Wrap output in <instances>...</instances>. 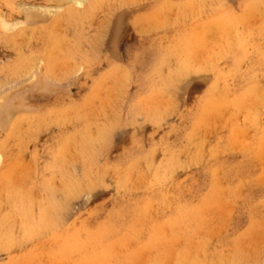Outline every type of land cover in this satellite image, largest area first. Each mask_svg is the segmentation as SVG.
I'll use <instances>...</instances> for the list:
<instances>
[{
    "label": "rangeland",
    "instance_id": "obj_1",
    "mask_svg": "<svg viewBox=\"0 0 264 264\" xmlns=\"http://www.w3.org/2000/svg\"><path fill=\"white\" fill-rule=\"evenodd\" d=\"M68 1L0 0V264H264V0Z\"/></svg>",
    "mask_w": 264,
    "mask_h": 264
},
{
    "label": "bare ground",
    "instance_id": "obj_2",
    "mask_svg": "<svg viewBox=\"0 0 264 264\" xmlns=\"http://www.w3.org/2000/svg\"><path fill=\"white\" fill-rule=\"evenodd\" d=\"M57 1H60V0H57ZM70 1H71V2L74 1V3H76L77 6H81V5H82V7H83V4H85V3L89 4V0H69L67 3H70ZM146 1H147V0H146ZM139 2H140V1H139ZM72 3H73V2H72ZM42 4H43V3H42ZM22 5L24 6V4H22ZM22 5H21L20 9L22 8ZM25 5L28 6V8L25 6V10H26V8L29 9V8L32 7V6L30 7L29 4H28V5L25 4ZM43 5H44V4H43ZM43 5H42V7H41V5H39V4L36 5V6H37L36 9H38V10H36V9H34V7H32L33 9H31V10H33V11H31V10L29 9V10H28L29 12H28L27 10L24 11V9H23V11H21V12H22V13H23V12H24V13L28 12V13H26V15H29L30 12H34V14H35V12L37 13V11H38V12H41V13H39L40 15H39V14H38V15L31 14L30 16H32V17H33V16H35V17H36V16H37V17L39 16V17H40V16H42V13H43L42 11H43L46 7L50 9V7H48V6H43ZM65 5H66V4H65ZM65 5H64V7H65ZM181 5H182V4H181ZM256 5H257V4H256ZM56 6H57V5H55V6H53V7L51 6V8H54V7H56ZM58 6H59V5H58ZM68 6H69V5H68ZM171 6H172V5H171ZM64 7H62V9H63ZM60 8H61V7H60ZM68 8L73 9V16H76V15L78 16V15L82 12V11H79L77 8H75V4H73L72 6H70V7H68ZM39 9H40V11H39ZM41 9H42V11H41ZM49 9H47V11L44 10V12L46 11V13L43 14V15H46L47 13L49 14V11H51V9H50V10H49ZM54 9H57V8H54ZM66 9H67V8H66ZM59 10H60V9H59ZM115 10H116V9H115ZM176 10H177V9H176ZM52 11H54V10H52ZM65 11H66V10H65ZM54 12H57V10L54 11ZM59 12H60V11H59ZM24 13H23V15H24V17H25L26 15H25ZM50 13H51V12H50ZM57 13H58V12H57ZM57 13H55V14H57ZM64 13H65V12H64ZM69 13H70V12H69ZM83 13H84V12H83ZM62 14H63V13H62ZM62 14H61V15H62ZM53 15H54V14H53ZM178 16H179V15H178ZM3 17H4V15H3ZM26 17H28V16H26ZM26 17H25V18H26ZM32 17H30V18H32ZM42 17H43V16H42ZM49 17L51 18V16H49ZM78 17H79V16H78ZM78 17H77V18H78ZM184 17H185V16H184ZM0 19L3 20V23H4L3 26H4V27L7 26V25H8V26L10 25L11 27L9 26V28H12V25L14 24V22H13V24H12V23L9 24V22L6 21L5 19H3L2 17H1ZM26 19H27V18H26ZM26 19L24 20V22L26 21ZM27 20L30 21L29 18H28ZM38 20H39V19H38ZM17 21H18V20H17ZM28 21H26V23H27ZM15 22H16V20H15ZM24 22H23V23H24ZM187 22H188V21H187ZM28 23H29V22H28ZM35 23H36V22H35ZM179 24H180V23H179ZM14 26H15V25H14ZM16 26H18V24H17ZM1 27H2V26H1ZM6 28H7V27H6ZM6 28H5V29H6ZM9 28L6 29V32H7V30H8V32H9V30H10ZM200 28H201V27H200ZM5 29L3 28V30H5ZM252 34H253V32H252ZM57 48H58V47H57ZM30 55H31V53H30ZM30 61H31V60H30ZM199 61H200V60H199ZM31 63H32V62H31ZM33 63H34V65H35V62H33ZM9 67H10V66H9ZM32 67H33V66H32ZM65 69H66V68H65ZM4 70H5V69H4ZM9 70H10V69H9ZM70 70H71V69H70ZM75 71H76V70H75ZM9 72H11V71H9ZM25 72H26V70H25ZM26 73H27V72H26ZM16 74H17V73H16ZM38 74H39V73H38ZM38 74H37L36 76H38ZM39 75H40V74H39ZM17 77H18V76H17ZM33 77H34V76H33ZM38 77H39V76H38ZM58 77H59V76H58ZM18 78H19V77H18ZM22 79H23V78H22ZM44 79H45V77H44ZM65 79H66V78H65ZM32 80H33V79H32ZM74 80H75V79H74ZM16 81H17V80H16ZM38 81H39V80H38ZM57 81H58V80H57ZM22 82H23V81H22ZM53 82H54V81H53ZM58 82H59V81H58ZM3 83H4V82H3ZM17 83H18V82H17ZM39 83H40V82H39ZM44 83H45V82H44ZM36 84H37V83H36ZM50 84H51V83H50ZM3 85H4V84H3ZM52 85H53V84H52ZM0 86H1V85H0ZM4 86H5V85H4ZM6 86H7V85H6ZM1 87H2V86H1ZM1 87H0V89L2 90ZM11 87H12V85H11ZM35 87H36V86H35ZM56 87H57V86H56ZM9 88H10V87H9ZM33 89H34V88H33ZM9 90H10V89H9ZM6 91H7V90H6ZM39 91H40V90H39ZM4 92H5V91H4ZM69 93H70V92H69ZM255 93H256V92H255ZM2 94H3V93H2ZM17 95H18V94H17ZM18 96H19V95H18ZM92 96H93V95H92ZM15 97H16V96H15ZM16 98H17V97H16ZM20 99H21V98H20ZM9 100H10V99H9ZM9 100H8V101H9ZM17 100H18V99H17ZM0 101H1V100H0ZM8 101H6V102L8 103ZM20 102H21V101H20ZM4 104H5V103H4ZM21 104H22V103H21ZM6 106H8V104H7V105L5 104L4 106H1V105H0V107H1L0 110L2 109V107H3V110L6 109ZM4 107H5V108H4ZM223 107H224V106H223ZM26 108H27V107H26ZM204 108H205V107H204ZM30 109H31V108H30ZM3 110H2V111H3ZM4 111H5V110H4ZM4 111H3V112H4ZM9 113H10V112H9ZM103 113H104V112H103ZM4 114H6V113H3V115H4ZM0 115H1V114H0ZM97 115H98V114H97ZM99 116H100V115H99ZM0 117H1V116H0ZM39 117H40V116H39ZM3 118H4V117H3ZM5 118H6V116H5ZM34 118H35V117H34ZM99 118H100V117H99ZM0 120H1V122L3 121V119H0ZM4 120H5V119H4ZM247 121H248V120H247ZM1 122H0V123H1ZM13 122H14V121H13ZM2 124H3V122H2ZM27 124H28V123H27ZM22 127H23V126H22ZM29 127H30V126H29ZM227 128H228V127H227ZM236 128H237V127H236ZM23 129H24V128H23ZM196 129H197V128H196ZM199 131H200V130H199ZM203 131H204V130H203ZM26 133H27V132H26ZM29 133H30V132H29ZM20 136H21V135H20ZM94 136H95V135H94ZM201 138H202V137H201ZM205 139H206V138H205ZM205 139H204V140H205ZM200 143H201V142H200ZM199 146H200V145H199ZM217 147H218V146H217ZM77 155H78V154H77ZM78 158H79V157H78ZM36 161H37V160H36ZM79 161H80V160H79ZM191 162H193V161H191ZM29 168H30V167H29ZM248 180H249V179H248ZM213 202H214V201H213ZM209 203H210V202H209ZM211 203H212V202H211ZM197 211H201L200 208H199ZM197 211H196V212H197ZM197 214H198V213H197ZM198 216L200 217V215H198ZM196 219H198V217H197ZM200 220H201V219H200ZM198 221H199V219H198ZM209 226H210V225H209ZM190 248H191V247H190ZM224 249H225V248H224ZM231 252H232V251H231ZM118 254H120V253H118ZM98 255H99V254H98ZM98 255H97V256H98ZM113 255H114V254H113ZM98 257H99V256H98ZM103 257H104V256H103ZM94 259H95V258H94ZM252 259H253V258H252ZM99 260H100V259H99ZM99 260H98V261H99ZM101 260H102V259H101ZM95 261H96V260H95ZM98 261H96V262H98ZM223 261H224V260H223ZM93 262H94V261H93ZM91 263H92V262H91ZM92 264H93V263H92ZM224 264H225V263H224Z\"/></svg>",
    "mask_w": 264,
    "mask_h": 264
},
{
    "label": "crops",
    "instance_id": "obj_3",
    "mask_svg": "<svg viewBox=\"0 0 264 264\" xmlns=\"http://www.w3.org/2000/svg\"><path fill=\"white\" fill-rule=\"evenodd\" d=\"M29 5H31V4H29ZM2 12V11H1Z\"/></svg>",
    "mask_w": 264,
    "mask_h": 264
}]
</instances>
